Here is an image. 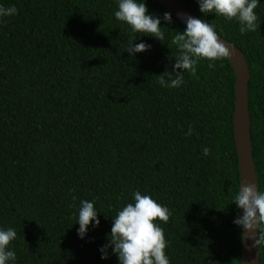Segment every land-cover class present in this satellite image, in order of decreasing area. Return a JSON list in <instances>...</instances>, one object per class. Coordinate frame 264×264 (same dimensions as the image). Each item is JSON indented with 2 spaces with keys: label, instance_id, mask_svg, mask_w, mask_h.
I'll return each instance as SVG.
<instances>
[{
  "label": "trees",
  "instance_id": "16d2710c",
  "mask_svg": "<svg viewBox=\"0 0 264 264\" xmlns=\"http://www.w3.org/2000/svg\"><path fill=\"white\" fill-rule=\"evenodd\" d=\"M182 1L247 58L253 156L264 191V0L255 9L259 27L244 35L235 19ZM0 4L18 9L0 21V228L17 232L8 246L15 264H119L111 249L101 259L99 248L137 189L171 212L159 222L170 264H242L229 59L214 68L201 59L179 88H165L159 75L180 55L171 40L186 27L172 13L173 23L162 21L161 42L118 21L117 0ZM146 6L149 14L169 12L155 0ZM135 36L151 50L131 56ZM85 199L95 201L100 225L80 239L77 208Z\"/></svg>",
  "mask_w": 264,
  "mask_h": 264
},
{
  "label": "clouds",
  "instance_id": "9594fccd",
  "mask_svg": "<svg viewBox=\"0 0 264 264\" xmlns=\"http://www.w3.org/2000/svg\"><path fill=\"white\" fill-rule=\"evenodd\" d=\"M197 3L200 12L205 15L215 13L228 21H238L242 35L255 32L259 27L255 9L260 0H197ZM117 4L115 18L129 25L133 33H142L165 42L162 21L164 25L173 23L170 12H165L162 17L159 14H149L146 0H117ZM17 13L15 5L0 4V21ZM185 23V29L178 31L171 40L179 49L180 55L175 57L170 72L165 71L159 75L162 87L179 88L184 83L183 73L195 71L201 59L210 61L208 67L214 68V61L229 55L228 47L212 24L192 16H188ZM135 40L136 36L129 41L126 49L131 56L151 50V44L145 41L134 43ZM192 132L193 128L190 126L186 135H191ZM209 154L210 149L203 148V155L207 157ZM232 202L241 210L233 223L241 229L244 239L246 232L251 233L249 239L254 242L250 249L256 248L259 243L264 242V191L257 185H245L241 182ZM94 205L95 201L86 199L79 202L76 222L79 224L77 234L80 239L87 236L90 225L93 228L100 225L98 214L101 212ZM170 216L168 207L161 205L150 195L135 190L132 192V202L126 203L113 217L107 243L99 248L101 259H108L111 249V254L117 256L119 264H170L165 252L168 242L159 223H167ZM16 237L14 228H0V264H15L16 253L9 250L8 246Z\"/></svg>",
  "mask_w": 264,
  "mask_h": 264
},
{
  "label": "water",
  "instance_id": "95a60500",
  "mask_svg": "<svg viewBox=\"0 0 264 264\" xmlns=\"http://www.w3.org/2000/svg\"><path fill=\"white\" fill-rule=\"evenodd\" d=\"M161 4L167 11L176 16L186 25L188 16L198 18L192 10L182 0H155ZM199 19V18H198ZM229 49L228 59L236 74L235 86V112L234 128L235 142L238 152L240 179L245 185L251 183L259 188L257 171L252 148L251 116L249 108V82L251 79L250 67L244 52L219 36ZM258 232V229H257ZM251 233H245V239L242 241V264H260V243L256 248L250 249L254 242L249 239Z\"/></svg>",
  "mask_w": 264,
  "mask_h": 264
}]
</instances>
